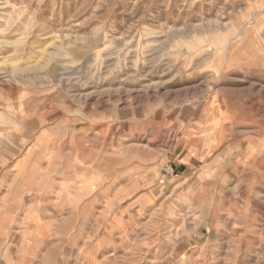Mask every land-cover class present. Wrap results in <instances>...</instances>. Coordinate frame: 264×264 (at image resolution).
<instances>
[{"label": "rangeland", "instance_id": "obj_1", "mask_svg": "<svg viewBox=\"0 0 264 264\" xmlns=\"http://www.w3.org/2000/svg\"><path fill=\"white\" fill-rule=\"evenodd\" d=\"M83 186L60 252L264 264V0H0V227Z\"/></svg>", "mask_w": 264, "mask_h": 264}, {"label": "crops", "instance_id": "obj_2", "mask_svg": "<svg viewBox=\"0 0 264 264\" xmlns=\"http://www.w3.org/2000/svg\"><path fill=\"white\" fill-rule=\"evenodd\" d=\"M175 167L179 171L178 165ZM80 189L82 193L79 194H77V188L65 191L67 195L64 199L54 197L48 202H34L31 207L30 205H21V207L13 209L17 213L14 214L15 217L11 223L2 222L4 225L0 227V264H111L113 257L107 258L105 256L114 250L121 252V250L123 251L122 248L128 247L123 246L122 234L119 231H115L114 245L110 247L102 246L94 249L93 252L86 242L89 239L87 237L89 233L86 230V233L82 231V235L78 236L79 240L76 244L66 246L65 251L60 252L59 250L60 242L66 240V237L61 235L63 233L61 224H87L90 221L88 208L98 204L96 197L94 198L95 201L90 202L89 198L93 196L89 197L86 187L83 186ZM29 209L41 210L44 211V214L33 212L31 218H26L24 211ZM28 225L37 228L30 230L27 235L24 228ZM70 230L72 239H74L73 228L71 227ZM103 233V238H110L106 231ZM130 247H134V244ZM94 254L105 256L104 258L98 256L100 258L96 257V260L93 258Z\"/></svg>", "mask_w": 264, "mask_h": 264}, {"label": "built area", "instance_id": "obj_3", "mask_svg": "<svg viewBox=\"0 0 264 264\" xmlns=\"http://www.w3.org/2000/svg\"><path fill=\"white\" fill-rule=\"evenodd\" d=\"M163 176L165 179H171L174 177V169L172 167V165L170 164H166L164 167H163Z\"/></svg>", "mask_w": 264, "mask_h": 264}]
</instances>
